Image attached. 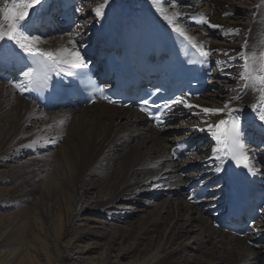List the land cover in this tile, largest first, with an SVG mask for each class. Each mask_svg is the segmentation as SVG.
<instances>
[{"label":"bare ground","instance_id":"6f19581e","mask_svg":"<svg viewBox=\"0 0 264 264\" xmlns=\"http://www.w3.org/2000/svg\"><path fill=\"white\" fill-rule=\"evenodd\" d=\"M82 1L45 0L39 9V18H33L29 25L31 34L40 37L38 47L41 50L59 54L56 64L49 61L52 74L61 76L69 70L67 65L59 62L65 58L66 54H62L64 49L78 51L86 60L91 53L103 52L109 44L116 45L125 28L144 26L155 31L162 24L173 30L164 19L166 14L175 17L180 27L182 22L189 24L186 34L198 45L203 44V50L209 52L206 61L212 77L209 92L212 89L217 92L207 101L200 98L187 102L199 107L190 109L182 104L181 110L179 106L173 118L191 120L190 125L185 121L156 130L137 111L104 103L78 107L68 102L64 108L53 112L40 108L29 98L27 91L21 92L14 86L24 81L23 73L29 69L28 64H20L19 67L25 69L10 74V80L0 78V168L9 167L8 163L23 156V148L35 151L39 149L37 146L43 149L50 145L60 147L55 156L30 159L10 171H0L1 183L16 181L10 192L0 197L1 204L19 205L35 201L33 215L39 234L27 226L22 227L18 247L28 243L24 239L26 235H33L31 243L39 244L41 252L37 246L28 243V248L19 252L22 254L18 264H38L35 255L43 256L46 264L56 261L50 254L47 239L58 245L62 238L72 236L74 242H68L65 247L74 250L77 248L75 243L92 236L90 232L82 233L78 229L71 231L70 217L92 213L119 221V216H123L122 223H128V213L121 211L125 209L122 206L133 203L136 197L158 198L161 195L164 199L161 198L159 209L150 212V216L136 224L130 223L126 230L113 227L114 236L131 237L136 241L126 251L118 249L120 261L129 259L128 264H264V246L256 249L247 243V239L215 229L206 209L188 203L187 195L181 193L188 177L180 174L182 168L190 169L191 166L196 175L215 170L219 161L210 157L217 144L202 121L216 123L226 116L205 117L200 109H222L226 102L231 101L232 107L241 110L242 125L247 133L245 140L251 144L249 156L252 166L264 180V130L251 109L252 104L259 102V93L251 88L246 90L244 81L239 79L244 63L241 52L248 55L254 74H264V58L261 57L264 53V0L250 4L249 15L245 16L248 19L243 24L237 22L241 13L232 0H209L202 13L201 9L190 8L196 0H183L188 8H184L181 14L173 12L166 0H108L104 15L99 18L95 9L105 0H95L94 5L87 9L80 7ZM7 5L8 0H0V8ZM57 9L63 18H90L85 26L77 28L68 26L67 21L55 20V23L51 12H57ZM205 19L217 27L202 23ZM216 33L221 41L209 38ZM246 41L248 48L244 49ZM0 49L4 53L0 55V67L10 58L19 62L25 56L31 59L12 42L0 44ZM225 52L228 55H224ZM253 53L256 54L254 59ZM221 82L227 83L225 91L221 90ZM230 82L236 84L229 86ZM236 95L241 99L232 100ZM200 128L205 130L199 131ZM184 137L200 143V152L182 162L170 159L168 151L174 141ZM89 181H93L94 187H99V199L84 206L81 202L84 190L80 186ZM61 193H64L62 197L69 206L59 212L54 211L53 199ZM45 200L51 202L49 210L42 206ZM255 232L264 235V218L257 224ZM108 234L105 233L103 239ZM36 235H41V239ZM115 243L111 241L105 245L109 252H113ZM140 244H143L142 248L138 247ZM185 250L198 252L200 259L190 260L185 256ZM86 253L78 251L82 261ZM56 255L58 259L62 256L60 252ZM103 261V264H114L107 256Z\"/></svg>","mask_w":264,"mask_h":264},{"label":"rangeland","instance_id":"374dc122","mask_svg":"<svg viewBox=\"0 0 264 264\" xmlns=\"http://www.w3.org/2000/svg\"><path fill=\"white\" fill-rule=\"evenodd\" d=\"M183 0H166L167 6H170L173 12L176 14H181V11L184 10V8H188V6L182 3ZM196 4L192 5L190 8L192 10L196 9H201V13L205 10V4L209 0H196ZM234 2V7L239 10V14L237 16V22L239 23H245L247 19H245V16L248 17V8H250V4H253L255 0H232ZM95 0H83L82 1V8L87 9L90 8L94 5ZM170 2V3H169ZM180 3V4H179ZM182 3V4H181ZM171 4H174L173 6ZM57 6V5H56ZM180 6V7H179ZM177 7V8H176ZM55 11H52L51 15L53 16L54 22L60 21L59 19V12L58 9ZM240 16H244L240 18ZM89 16L84 17L83 19H80L78 23L75 25V27H80V26H85L87 22L89 21ZM56 20V21H55ZM189 24L182 22L181 23V28L182 30L187 33L189 32L188 28ZM37 27V25H36ZM188 29V30H187ZM72 30V29H71ZM205 30V29H203ZM69 31L68 33H70ZM62 33H67V32H62ZM202 35V34H201ZM200 36V35H199ZM201 37V36H200ZM212 41H221L219 35L216 33L215 35L211 34L209 36ZM237 42V41H235ZM227 83L221 82V90L225 91L227 89ZM235 82H230L229 86L235 85ZM217 90L212 89L209 93H207V98H202L201 101H207L211 97V95L216 94ZM221 102V101H218ZM60 109L55 108L53 110H48V112H53V111H58ZM187 121V123L190 125L193 121L187 120V119H181L178 120L177 123L179 124L182 122ZM149 124V122H147ZM172 126H169V128ZM39 149H35V151H29L28 148H23V153L24 155L21 157H18L17 160L14 162L8 163L7 165L9 167L6 168H0L1 170H11L12 167L15 166L18 167L20 164L28 162L30 159L34 158H45L49 156H55L56 153L59 150V146L55 145H50L47 146L45 149L42 147L37 146ZM169 152V151H168ZM170 157V156H169ZM171 159V157H170ZM48 175V174H47ZM93 182V181H92ZM91 181L89 183L85 182L80 186V189L83 191V197H82V204L85 206L87 203L94 204L95 202L98 201L99 198V187H94V184ZM16 181L8 182V183H1L0 182V197L4 195L5 193L10 192L11 187L13 184H15ZM93 186V187H92ZM181 193L183 196L186 195L184 189L181 190ZM64 193H61V196L56 197L53 199V205L52 209L55 211H61L65 209L66 207L68 208V203L64 202L63 196ZM164 199V195H161L160 197H136L135 201L130 204H126L122 207L125 209L121 210L123 212H127L129 216V221L128 223H122L124 217L119 216L120 220L115 221L111 220L110 218H107L106 216H97L96 214L92 213H80L76 218H71L69 220V223L71 224L70 230L73 231L75 229H78L79 232H90L92 236L82 242L75 243L76 249H68L65 246H67L68 242H74V238L67 237V238H62L60 243L58 245H55L51 239H47V242L50 244V254L52 255L53 259H56V261H53L52 264H103V259L105 256H107L108 260L113 262L114 264H128L129 259L127 260H122L120 261V257H117L118 249L122 250H127L129 248V245L134 244L136 241L133 238H127L123 239L120 238L118 235L114 236L113 234V227L117 226L119 228H122L124 230L127 229L128 225L130 223L136 224L139 221H142L145 219L147 216H150V212H154L159 209L160 204L162 203V199ZM48 200V199H47ZM43 201L42 206L46 210H49L51 208L50 201ZM35 201L31 202L29 201L28 203L25 204H19V205H13L8 202H4L1 204L0 202V264H18V261L21 259V254L19 252L25 251L28 248V243L31 246H37L39 251L41 252V247L39 244H35L34 242L31 243L32 236L33 235H26V239L28 240V243L25 242L21 247H18V241L21 240L22 238V227L27 226L29 227L32 231L36 230V232L39 234L37 230V224L36 220L34 219L33 212H35V208L33 206V203ZM41 206V207H42ZM128 208V209H126ZM130 208V209H129ZM73 209V208H72ZM118 210V209H117ZM116 210V211H117ZM47 212V211H46ZM149 213V214H148ZM26 214V215H23ZM133 214V215H132ZM148 214V215H147ZM152 214V213H151ZM100 217V218H99ZM141 219V220H140ZM18 223V225H17ZM27 224V225H25ZM23 225V226H22ZM86 229H83L85 228ZM80 227L82 229H80ZM103 228H106L105 230ZM73 229V230H72ZM85 230V231H84ZM108 231V232H107ZM105 233H109L106 239H103V236ZM41 239V235H36ZM111 241H115L114 245V250L113 252H109L107 250V243ZM33 241V240H32ZM139 248L143 247V244L138 245ZM20 250H19V249ZM90 248H94L91 250V252L88 250ZM78 251H83L87 252L83 257V261L81 260V256L78 254ZM57 252H60L61 257L58 259V254L56 255ZM185 256L189 257L190 260H196L200 259V255L196 251L192 250H185L184 251ZM37 258V263L38 264H46V260L43 258V256L40 255H35ZM56 257V258H55ZM58 261V262H57Z\"/></svg>","mask_w":264,"mask_h":264},{"label":"snow or ice","instance_id":"6c2138e0","mask_svg":"<svg viewBox=\"0 0 264 264\" xmlns=\"http://www.w3.org/2000/svg\"><path fill=\"white\" fill-rule=\"evenodd\" d=\"M108 0H105L104 4H101L95 9V15L99 18L104 15V7ZM45 0H8V5L0 8V44L5 42H12L22 52L33 58L36 67L29 68L28 71L23 73L24 81L15 84L14 86L20 89L21 92L31 91L33 89L47 88L50 76L48 61L53 64L57 63V56L59 54L52 51H43L38 45L40 43V37L34 36L28 30L29 25L33 23V18H39V9L43 7ZM164 19L172 27L173 31L183 40L187 41L192 47L199 48L200 55L204 61H207L209 52L204 51L203 44H197L182 30L175 17L164 15ZM208 24L209 27H217L211 25L206 19L201 21ZM70 43H75L70 41ZM244 49L248 48L247 41L243 46ZM3 50L0 49V55H3ZM62 54H66L65 58L59 61L62 64L68 66L69 74L71 75L72 68H84L87 66L85 60L78 51L69 52L67 49L63 50ZM228 55V53H224ZM244 63L242 71L240 72L239 79L244 81L243 87L247 90L251 88L254 92L259 93V102L252 104L251 109L256 113V118L260 122L262 130H264V74H254V69L249 64V57L245 52H241ZM255 53L252 54V58H255ZM70 57V58H68ZM261 57L264 58V53H261ZM101 91H103L101 89ZM106 98V97H105ZM241 99L240 95L232 97V100ZM114 102V101H110ZM149 101L144 100L141 107V111L148 112L147 105ZM184 104L187 108L199 107L188 104L186 100L182 98H174L170 103L164 104L165 110H170L172 105ZM200 111L205 117L224 115L226 118H221L216 123H209L207 120H203L202 123L206 124L207 131L211 134L215 140L217 147L213 149V156L210 159L219 161L215 167V171L220 173L223 171V163L225 159L230 158L240 164L245 162V167L250 174L255 175L253 168L248 167L249 149L245 143V136L247 135L242 120L239 115L240 109L231 106V101L226 102L222 109L216 108H201ZM149 116L156 121L157 126L164 123L160 116ZM204 131V128L198 129ZM175 155V152L173 153ZM192 197L190 196L189 199Z\"/></svg>","mask_w":264,"mask_h":264}]
</instances>
